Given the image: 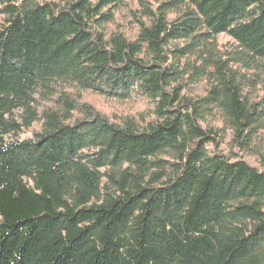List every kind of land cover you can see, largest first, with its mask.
Wrapping results in <instances>:
<instances>
[{
  "label": "trees",
  "instance_id": "16d2710c",
  "mask_svg": "<svg viewBox=\"0 0 264 264\" xmlns=\"http://www.w3.org/2000/svg\"><path fill=\"white\" fill-rule=\"evenodd\" d=\"M0 264H264V0H0Z\"/></svg>",
  "mask_w": 264,
  "mask_h": 264
}]
</instances>
